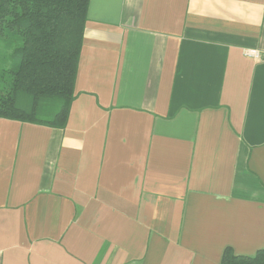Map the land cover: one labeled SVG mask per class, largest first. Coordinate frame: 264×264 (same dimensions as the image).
Wrapping results in <instances>:
<instances>
[{
	"label": "crops",
	"instance_id": "1",
	"mask_svg": "<svg viewBox=\"0 0 264 264\" xmlns=\"http://www.w3.org/2000/svg\"><path fill=\"white\" fill-rule=\"evenodd\" d=\"M74 93L0 119V264L264 248V0H90Z\"/></svg>",
	"mask_w": 264,
	"mask_h": 264
},
{
	"label": "trees",
	"instance_id": "2",
	"mask_svg": "<svg viewBox=\"0 0 264 264\" xmlns=\"http://www.w3.org/2000/svg\"><path fill=\"white\" fill-rule=\"evenodd\" d=\"M89 1L0 0V119L65 127ZM52 106L54 115L39 114ZM221 264H264V248L253 256L225 248Z\"/></svg>",
	"mask_w": 264,
	"mask_h": 264
},
{
	"label": "rangeland",
	"instance_id": "3",
	"mask_svg": "<svg viewBox=\"0 0 264 264\" xmlns=\"http://www.w3.org/2000/svg\"><path fill=\"white\" fill-rule=\"evenodd\" d=\"M2 49V48H1ZM2 52H0L1 54ZM0 67H2V65H0ZM58 108L55 106V107H51V109L48 111V112H41L39 113L42 117L44 118H49L50 116L54 115L56 112H57Z\"/></svg>",
	"mask_w": 264,
	"mask_h": 264
},
{
	"label": "built area",
	"instance_id": "4",
	"mask_svg": "<svg viewBox=\"0 0 264 264\" xmlns=\"http://www.w3.org/2000/svg\"><path fill=\"white\" fill-rule=\"evenodd\" d=\"M246 55H248L250 57H253L255 59H258L259 58V54L257 53V51H254V50L247 51V54Z\"/></svg>",
	"mask_w": 264,
	"mask_h": 264
}]
</instances>
